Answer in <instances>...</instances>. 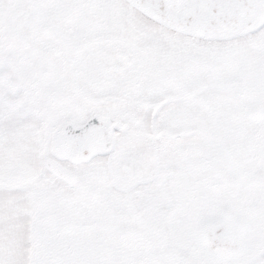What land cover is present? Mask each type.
Segmentation results:
<instances>
[{"label":"snow or ice","instance_id":"obj_1","mask_svg":"<svg viewBox=\"0 0 264 264\" xmlns=\"http://www.w3.org/2000/svg\"><path fill=\"white\" fill-rule=\"evenodd\" d=\"M0 264H264V0H0Z\"/></svg>","mask_w":264,"mask_h":264}]
</instances>
